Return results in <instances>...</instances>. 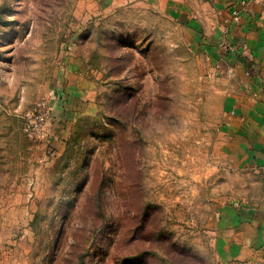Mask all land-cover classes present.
I'll list each match as a JSON object with an SVG mask.
<instances>
[{"label":"rangeland","instance_id":"rangeland-1","mask_svg":"<svg viewBox=\"0 0 264 264\" xmlns=\"http://www.w3.org/2000/svg\"><path fill=\"white\" fill-rule=\"evenodd\" d=\"M201 0H0V264H227L262 174L221 143Z\"/></svg>","mask_w":264,"mask_h":264},{"label":"crops","instance_id":"crops-1","mask_svg":"<svg viewBox=\"0 0 264 264\" xmlns=\"http://www.w3.org/2000/svg\"><path fill=\"white\" fill-rule=\"evenodd\" d=\"M194 9L184 22L217 76L220 149L232 167L262 174V204L220 213L218 257L227 264H264V7L260 0H201Z\"/></svg>","mask_w":264,"mask_h":264},{"label":"built area","instance_id":"built-area-1","mask_svg":"<svg viewBox=\"0 0 264 264\" xmlns=\"http://www.w3.org/2000/svg\"><path fill=\"white\" fill-rule=\"evenodd\" d=\"M263 4V7H264V0H260ZM247 2L246 1H243L242 2V6H246ZM235 17L238 18L239 17V13L238 11H235Z\"/></svg>","mask_w":264,"mask_h":264}]
</instances>
